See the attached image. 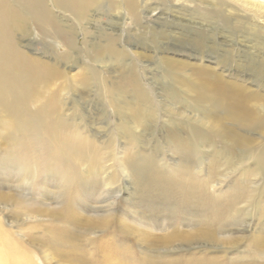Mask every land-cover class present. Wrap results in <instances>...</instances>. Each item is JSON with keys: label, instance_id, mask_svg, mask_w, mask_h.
I'll return each mask as SVG.
<instances>
[{"label": "bare ground", "instance_id": "6f19581e", "mask_svg": "<svg viewBox=\"0 0 264 264\" xmlns=\"http://www.w3.org/2000/svg\"><path fill=\"white\" fill-rule=\"evenodd\" d=\"M102 1L0 0V185L38 188L51 179L60 183L63 198L53 211L0 192V211L10 209L12 216L24 215L35 223L32 240L44 241L40 248L49 264H264V230L259 237L250 236L264 226V201L259 204L264 196V95L251 94L204 67L188 73L157 59L167 82L164 94L191 114L164 110L170 120L168 140L175 155L187 162L168 170L138 145L134 132L158 114L150 91L133 70L121 79L125 87L117 92L106 87L98 71L87 69L85 74L96 81L86 75L64 76V83L50 90L63 73L20 44L28 45L26 39L36 31L47 44L49 38L56 47L62 43L68 59L78 53L77 44L55 19L49 2L81 24ZM104 38L94 54L85 53L95 60L107 55L123 66L125 52L111 37ZM233 58L225 55L216 62L227 66ZM240 67L258 91L264 89V58ZM92 80L101 100L121 118V134L132 147L120 159L113 139L105 148L97 145L62 111V94L87 91ZM183 129L190 130L189 137H182ZM205 147L211 150L206 174L201 166ZM239 165L241 183L218 180L223 167L234 174ZM125 172L140 198L137 206H127L128 214L114 218L115 203L89 218L78 211L84 194L95 197L87 193L102 181L115 188ZM41 218L49 222L44 237ZM0 264H37L1 225Z\"/></svg>", "mask_w": 264, "mask_h": 264}, {"label": "rangeland", "instance_id": "374dc122", "mask_svg": "<svg viewBox=\"0 0 264 264\" xmlns=\"http://www.w3.org/2000/svg\"><path fill=\"white\" fill-rule=\"evenodd\" d=\"M49 7L57 14L55 19L65 32L74 37L78 53L69 55L68 59L63 58L68 52L65 46L59 42L56 47L51 38L47 44L36 31L34 37L26 39L30 41L28 45L22 40L20 44L25 45L27 53L43 57L50 66L63 73L61 79L52 83L50 90L58 89L59 85L64 83V76H89L85 74L87 69L98 71L106 87L117 92V87H125L121 79L133 70L134 75L141 77L143 88L150 91L158 114L151 115L153 118L150 117L147 125L134 133L139 138L141 151L154 155L162 162L161 167L164 169L173 170L178 165L187 164L175 155L173 145L168 140L170 120L164 110L171 107L172 111H183L185 116L190 114V110L182 109L180 104L164 94L167 82L160 76V69L155 64L157 59L167 61L171 67L188 73H193L196 67H204L219 74L223 80L248 89L251 94L264 95V89L258 91L250 76L240 67L245 65V62L258 63L264 58V0H103L99 10L90 12L81 24H76L72 16L59 11L50 2ZM104 35L111 37L116 48L125 52L123 66L107 55H101L99 60H95L85 53L94 54L96 46H103ZM82 52L84 53L81 56L79 53ZM225 55L234 57V61L227 66L218 65L216 59ZM128 66L133 68H126ZM89 78L93 79V76ZM93 80L87 91L77 89L78 91L72 94H62V111L67 115V119L81 126L83 133L90 136L97 145L105 148L113 139L120 159L128 150L131 151L132 147L125 135L121 134V118L102 101L103 99L101 100ZM129 90L130 88L126 89L127 92ZM185 116L182 115L183 118ZM190 134V130H182V137H189ZM213 146L217 151L222 150L219 144ZM210 153L211 150L205 147L201 160L204 174L208 170ZM245 165L247 167V163ZM235 168V173L231 174L227 167H223L218 180L222 178L220 181L225 180L228 184L232 178L241 183L242 166ZM131 181L125 172L118 177L115 188H109L106 183L100 182V186L98 184L94 191L87 193H96L95 197L83 195L85 199L79 202L78 211L89 218L97 213H104L110 203H115L113 207L109 206L113 210V217L122 218L124 214H128L127 206H137L140 199L137 198L136 186ZM254 182L256 183V179ZM8 185L2 183L0 192L23 197L24 200H30L42 208L54 211L63 202L60 183L51 179L43 182L38 188L26 185L17 188ZM101 188L102 191L99 192ZM224 189H228L227 185ZM263 194L264 192L262 196ZM261 201H264V196L259 200V204ZM38 223L45 226H41L40 231L43 237L46 236L44 230L49 228L48 220L43 223L41 218ZM34 224L32 220L27 221L24 215L12 216L10 209L5 213L0 211V225L11 238L26 248L37 264H49V259L45 258L47 252L40 248L42 243L45 244L44 241L34 240V243L32 240V234H37L30 229ZM212 226L216 227L213 223ZM263 230L262 225L259 231H253L251 239L261 236ZM97 235L102 236L104 232L97 231ZM183 253L188 254V251Z\"/></svg>", "mask_w": 264, "mask_h": 264}]
</instances>
